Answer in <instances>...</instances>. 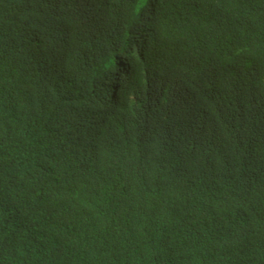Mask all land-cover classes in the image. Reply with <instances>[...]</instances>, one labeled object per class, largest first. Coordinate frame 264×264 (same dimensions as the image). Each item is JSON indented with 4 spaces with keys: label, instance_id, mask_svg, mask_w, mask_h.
<instances>
[{
    "label": "trees",
    "instance_id": "obj_1",
    "mask_svg": "<svg viewBox=\"0 0 264 264\" xmlns=\"http://www.w3.org/2000/svg\"><path fill=\"white\" fill-rule=\"evenodd\" d=\"M101 1L91 26L107 37L147 16L135 71L198 98L115 128L108 156L78 168L69 148L37 146L33 84L8 67L21 0H0V264H264V0ZM221 234L235 250L213 246Z\"/></svg>",
    "mask_w": 264,
    "mask_h": 264
},
{
    "label": "clouds",
    "instance_id": "obj_2",
    "mask_svg": "<svg viewBox=\"0 0 264 264\" xmlns=\"http://www.w3.org/2000/svg\"><path fill=\"white\" fill-rule=\"evenodd\" d=\"M20 5L8 67L17 81L33 84L25 88L33 111L28 122L44 136L37 146L69 148L78 168L90 171L108 156L114 140H101L114 136L115 128L138 127L154 110L168 114L198 98L185 82L156 70L135 71L154 35L141 10L107 37V25L91 26L104 13L101 0L93 5L89 0H21ZM176 163L168 166L170 172L182 173L185 167ZM146 173L154 174L135 178ZM213 242L235 250L226 235Z\"/></svg>",
    "mask_w": 264,
    "mask_h": 264
}]
</instances>
